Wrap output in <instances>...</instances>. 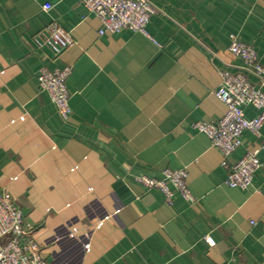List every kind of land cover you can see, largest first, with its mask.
<instances>
[{"label": "crops", "instance_id": "crops-1", "mask_svg": "<svg viewBox=\"0 0 264 264\" xmlns=\"http://www.w3.org/2000/svg\"><path fill=\"white\" fill-rule=\"evenodd\" d=\"M152 1L147 34L100 35L82 0H0V190L46 264H264V152L252 186L230 188L221 153L193 128L225 112L214 91L241 64L231 35L264 65V0ZM51 19L75 41L57 58L33 43ZM41 66L72 67L67 120L37 87ZM263 141L264 124L244 131L228 162ZM166 168H187L193 201L169 182L168 204L136 179Z\"/></svg>", "mask_w": 264, "mask_h": 264}, {"label": "built area", "instance_id": "built-area-1", "mask_svg": "<svg viewBox=\"0 0 264 264\" xmlns=\"http://www.w3.org/2000/svg\"><path fill=\"white\" fill-rule=\"evenodd\" d=\"M82 3L101 22L100 35L123 29L147 34L146 27L152 16L161 11L152 0H82ZM50 8L49 3L43 5L45 12ZM33 43L37 49L48 48L57 58L75 41L69 32L51 19L34 35ZM228 50L241 64L237 70L222 69L219 72L220 83L214 96L225 105V112L218 121H196L193 128L207 137L211 148L221 153L227 186L246 190L252 186L254 174L262 165L258 153L264 152V141L259 148L246 152L235 163L228 162L227 157L242 143L244 131L260 134L264 124V65L259 61L255 48L234 35L230 36ZM71 72V66L52 69L41 66L36 77L38 89L48 94L63 120L72 113L71 94L67 87ZM247 106L257 109L258 114L246 117L244 108ZM164 175L165 179L148 176H137L136 179L148 188L160 189L168 204L173 195L169 182L184 199L194 200L186 183L187 168H166ZM34 229L33 224L25 220L14 196L0 190V264H46L42 249L33 238Z\"/></svg>", "mask_w": 264, "mask_h": 264}]
</instances>
